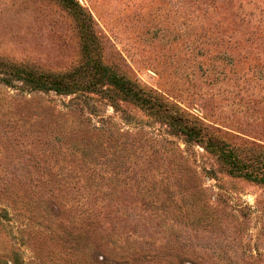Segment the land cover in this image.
I'll return each mask as SVG.
<instances>
[{"label":"rangeland","instance_id":"obj_1","mask_svg":"<svg viewBox=\"0 0 264 264\" xmlns=\"http://www.w3.org/2000/svg\"><path fill=\"white\" fill-rule=\"evenodd\" d=\"M85 26L103 64L263 167L264 0H0V264H264V182L112 91L48 89Z\"/></svg>","mask_w":264,"mask_h":264},{"label":"trees","instance_id":"obj_2","mask_svg":"<svg viewBox=\"0 0 264 264\" xmlns=\"http://www.w3.org/2000/svg\"><path fill=\"white\" fill-rule=\"evenodd\" d=\"M83 35L85 38L83 45L84 60L82 65H80L81 67L71 73L70 76L68 75L71 79L68 78L69 82L66 81L64 87L59 86V84L65 81L62 76L63 79L58 80L60 83L54 85L48 83L50 84V88L48 89L61 91L60 93L65 94H71L81 90L89 92L98 90L112 91L113 97L136 103V105H140L149 113L154 114L172 130L183 135L185 141L188 143L202 145L207 151L218 158L225 167L226 172L230 175L242 176L264 182V161L261 162L263 167L259 165L256 166V168L252 165H248L246 161L238 155L235 147L214 136L207 137L205 131L206 126L203 122H192L187 120L180 113H174L173 110L168 111L162 109L159 105L155 104L153 97L147 95L146 91L141 88L138 83L119 75L92 54L90 43L91 40H93V36L87 26L83 28Z\"/></svg>","mask_w":264,"mask_h":264}]
</instances>
